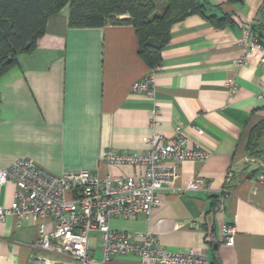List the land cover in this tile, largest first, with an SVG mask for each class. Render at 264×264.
I'll list each match as a JSON object with an SVG mask.
<instances>
[{"label": "crops", "instance_id": "1", "mask_svg": "<svg viewBox=\"0 0 264 264\" xmlns=\"http://www.w3.org/2000/svg\"><path fill=\"white\" fill-rule=\"evenodd\" d=\"M201 1L205 17L228 16L232 23L218 27L193 14L174 24L154 71L140 58L131 25L73 27L67 7L50 16L34 49L19 54L0 77V168L28 159L52 176L128 174L129 167L101 162V152L142 155L148 137L170 139L180 125L188 146L207 156L177 164L175 180L158 191L160 203L149 218H114L109 227L150 233L164 249L203 253L208 264H264V183L256 181L264 162L246 153L251 129L264 120V0ZM248 26L261 47L245 55L238 41ZM148 76L153 90L134 91ZM229 79L234 93L225 87ZM196 178L202 187L187 190ZM14 190L0 185V207L11 204ZM223 191L219 212L211 198ZM38 224L30 217L0 221V264H71L40 249ZM227 224L235 228L232 247L223 241ZM45 228L52 229V221ZM96 244L99 234L91 233L90 252L99 261ZM109 264L140 262L126 256Z\"/></svg>", "mask_w": 264, "mask_h": 264}, {"label": "built area", "instance_id": "2", "mask_svg": "<svg viewBox=\"0 0 264 264\" xmlns=\"http://www.w3.org/2000/svg\"><path fill=\"white\" fill-rule=\"evenodd\" d=\"M256 25L260 26V22ZM250 29L246 27L238 41L245 55L261 47L258 40L250 36ZM243 63L244 59L239 58L235 66ZM153 85V77L148 76L134 83L132 88L137 92H149ZM225 87L231 93L236 91L232 79L225 81ZM151 115L157 123L156 109L151 110ZM197 131L202 134L201 130ZM145 142L149 148L142 155L111 150L101 152V162L113 167H129L128 174L101 176L87 170H73L52 176L28 159H18L7 168H0V185L15 187L11 204L0 207V221L6 216L14 217L17 223L27 217L39 221L40 249L48 254L65 255L71 264H109L115 257L126 256L138 258L140 264H208L203 253L164 249L150 233L132 234L109 227L114 218L134 220L138 215L149 218L160 203L158 191L175 180L177 164L207 156L200 148L188 146L180 125L170 139L153 134ZM256 181L264 183V164L258 170ZM202 184L203 181L196 178L186 189L196 191ZM216 211H222L221 202L216 205ZM48 220L52 221V229L47 231ZM91 233L99 234L102 255L99 261L90 252ZM234 236V226L225 225L223 241L226 247L233 246Z\"/></svg>", "mask_w": 264, "mask_h": 264}, {"label": "trees", "instance_id": "3", "mask_svg": "<svg viewBox=\"0 0 264 264\" xmlns=\"http://www.w3.org/2000/svg\"><path fill=\"white\" fill-rule=\"evenodd\" d=\"M65 7L73 27L131 25L138 38L139 56L151 71L161 64L174 24L193 14L202 15L218 27L232 23L228 16L205 17L201 0H0V77L19 54L34 49L49 17ZM246 153L264 162V120L251 129ZM225 192L212 196V207ZM211 264L220 263L214 259Z\"/></svg>", "mask_w": 264, "mask_h": 264}, {"label": "water", "instance_id": "4", "mask_svg": "<svg viewBox=\"0 0 264 264\" xmlns=\"http://www.w3.org/2000/svg\"><path fill=\"white\" fill-rule=\"evenodd\" d=\"M262 26H263V29H264V11L262 13Z\"/></svg>", "mask_w": 264, "mask_h": 264}, {"label": "rangeland", "instance_id": "5", "mask_svg": "<svg viewBox=\"0 0 264 264\" xmlns=\"http://www.w3.org/2000/svg\"><path fill=\"white\" fill-rule=\"evenodd\" d=\"M95 247L97 248V254H98L99 253V249H100V245L99 244H96Z\"/></svg>", "mask_w": 264, "mask_h": 264}]
</instances>
